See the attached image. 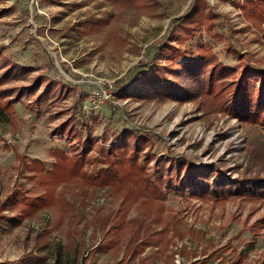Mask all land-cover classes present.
Listing matches in <instances>:
<instances>
[{"label": "rangeland", "instance_id": "rangeland-1", "mask_svg": "<svg viewBox=\"0 0 264 264\" xmlns=\"http://www.w3.org/2000/svg\"><path fill=\"white\" fill-rule=\"evenodd\" d=\"M195 1L128 9L106 0H0V104L13 101L10 119L0 121V264H55L54 244L62 264H264V229L251 232L264 200L191 197L177 187L176 170L162 180L181 191L160 183L157 201L120 180L104 185L115 165L145 167L156 182L159 165L176 168L180 159L215 165L225 181L264 177V126L229 114L218 84L181 100L123 92L140 90L139 73L157 59L167 65L178 50L187 62L210 49L237 78L239 55L264 70V20L251 0H203L216 28L188 35L178 25ZM109 15L103 29H78ZM168 45L172 52L160 57ZM126 130L143 139V151L109 157ZM77 161L82 169L69 174ZM11 195L15 206L3 205ZM6 216L21 222L4 228Z\"/></svg>", "mask_w": 264, "mask_h": 264}, {"label": "trees", "instance_id": "trees-1", "mask_svg": "<svg viewBox=\"0 0 264 264\" xmlns=\"http://www.w3.org/2000/svg\"><path fill=\"white\" fill-rule=\"evenodd\" d=\"M106 1L112 5L128 9L146 8L150 4L148 2L149 0ZM251 2L253 3L254 13L259 9L258 13L255 14H258L261 17L260 19L264 20V0H251ZM207 9H209V7L205 1H195L192 9L180 21L178 25L180 31L188 35H193L201 27H205L208 32H212L216 28V24L214 23L215 14L213 12H207ZM111 17L112 15L105 16V18L84 19V21L77 24V26L78 29L80 27L81 30L92 28L101 29L110 23ZM172 35L176 36L175 31L172 32ZM173 48L172 45L162 47L159 56H165L167 52L168 54L171 53ZM178 51L180 54L177 56L172 54L173 56L170 55L172 56L170 59H166L167 65H162L161 62H159L160 59H157L150 63L147 71L139 73L138 81L140 90H137V87H131L123 92L131 97L139 96V98H154L160 101H164L165 99L181 100L190 97L194 98L195 92L205 86L207 89L204 92L207 94L213 89L215 84H218L220 91L216 94L220 95L215 96L220 101L224 95H227L225 108L229 114H232V116H236L247 123L264 126V70L259 68L256 63L255 65L250 64L245 60L244 56L239 55L241 60L238 67L240 66L242 68V73L241 76L237 78L235 69H229L223 65L210 49L201 47L195 59H190L187 62H182V58L184 60L186 57L185 52L187 51ZM5 70L6 74L11 73L9 71V65H6ZM257 72H262L263 74L259 76L257 75ZM49 84H51V81ZM49 84L45 85L44 91L40 93V99H38V102H41L43 100H41V97L46 96L47 92H49L51 87H49ZM39 86L41 87L42 85ZM201 92L202 91H198V94ZM12 102L13 101L10 100L7 101L5 105L0 104V121L10 119L8 109L12 105ZM143 143V139L134 135L131 131L126 130L121 134L120 141L110 148V151L108 152L109 157L124 154L127 151H133V154H136L139 151H143ZM133 156L128 159L137 163V159L134 160ZM173 161L174 165H179V167L175 168L171 167V165L168 167L167 165H159L160 168L156 170L158 173L156 182L150 178V175L148 176L146 174L145 167L140 165H127L126 168L125 165H115V171H106L107 176L103 177L104 181H106L104 185L110 186L115 181L120 180L121 182H124V184H132L134 187L140 188L141 193L146 191L149 195L148 197L157 201L164 197V190L160 188V183H163V186H168V188L170 186L174 191L180 190L176 189L175 185H173V179L170 180L172 182L169 180H166V182L162 180L165 174L168 176L172 175L173 170H176L174 176L177 178V187L180 186L183 189V194L187 192L190 193L191 197L224 202L233 200L236 196L243 197L244 195H248L251 199L264 200L263 176L257 177L258 179L247 177L244 179L225 181L222 177L223 172H219L221 169H217L215 165H191L185 159H180V163H176V160ZM80 165H82L81 161H77L71 165L72 167H70L71 170L69 174L75 175L74 173H78L79 170L82 169ZM55 166L60 167L59 165ZM81 175L83 177L86 176L85 173L82 172ZM38 199L45 203H49L48 201L50 200L48 197L46 198L42 196H39ZM16 202L17 201L14 200V197L11 195L3 205L5 204L7 206L8 204H11L15 206L14 204H16ZM4 211H6V209H4ZM3 219L5 222L4 228L15 226L21 222V219H16L14 217L6 216L3 217ZM261 229H264V216L251 226V232L255 237H258ZM53 246L55 248L54 262L55 264H62L64 260L62 250L59 248L58 244H54ZM66 248L68 250H76L78 255L82 254L79 248ZM228 249L233 251L232 246H228L221 249L219 252H224ZM220 256H223V254H219V257ZM46 260V257H31L27 261L24 260L22 264H43ZM118 264H122V261Z\"/></svg>", "mask_w": 264, "mask_h": 264}, {"label": "built area", "instance_id": "built-area-1", "mask_svg": "<svg viewBox=\"0 0 264 264\" xmlns=\"http://www.w3.org/2000/svg\"><path fill=\"white\" fill-rule=\"evenodd\" d=\"M105 96H110V95H105Z\"/></svg>", "mask_w": 264, "mask_h": 264}]
</instances>
